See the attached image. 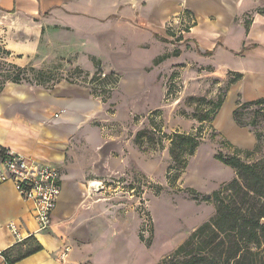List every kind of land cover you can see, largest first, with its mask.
Here are the masks:
<instances>
[{"label":"crops","instance_id":"crops-1","mask_svg":"<svg viewBox=\"0 0 264 264\" xmlns=\"http://www.w3.org/2000/svg\"><path fill=\"white\" fill-rule=\"evenodd\" d=\"M1 7L38 26L33 32L13 31L11 38L0 30L11 54L8 61L17 67H48L52 59L43 63L39 58L51 49L89 77L99 65L118 78L123 97L164 93L159 78L184 63L196 73L224 71L221 81L241 75L238 93L244 103L264 98V11L259 12V0H0ZM174 21L188 27L177 53L169 33ZM5 86L0 147L58 167L62 193L50 228L38 232L33 204L20 197L11 180L0 182V252L11 264H132L143 250L140 219L119 212L124 204L111 211L113 204L103 195L105 182L135 171L147 178L167 173L155 155L141 152L135 142L137 125L132 136L118 131L121 122L133 123L135 110L125 117L120 109L111 113L104 96L66 81L49 89ZM158 98L161 103L162 96ZM157 106L149 104L147 111ZM94 182L99 191L91 187ZM10 223L17 225L22 241L9 230ZM36 244L43 246L41 252L20 259Z\"/></svg>","mask_w":264,"mask_h":264},{"label":"rangeland","instance_id":"rangeland-1","mask_svg":"<svg viewBox=\"0 0 264 264\" xmlns=\"http://www.w3.org/2000/svg\"><path fill=\"white\" fill-rule=\"evenodd\" d=\"M259 1L263 5L259 12L263 13L264 0ZM47 15L48 13L45 14ZM186 27L184 24H179L169 28V33L176 44L173 47L174 53H177L180 50L178 48L185 43L184 34L181 31L186 33ZM2 29L7 31L6 35L11 38L13 31L21 29L23 32H33L34 29L38 30V26L30 24L26 19L17 18L15 11L6 12L1 7L0 30ZM1 34L4 35L5 32ZM179 37H182V40H179L181 39ZM44 45L45 43L42 49ZM6 46L5 38L0 36V76L8 71V67H4L3 62L10 63L3 53ZM50 50L44 49L39 58L43 63H46L47 59H52L51 64L46 65L48 67L41 69L48 72L51 78L49 82L42 83V87L49 89L53 85L66 81L93 89L92 77L87 76L85 72L80 77L72 75L75 68L69 66L70 59L64 57L63 53ZM96 68L98 71L102 70L101 67ZM30 69L32 68H27V77L34 83L37 79L36 72L40 70L36 69L33 73ZM193 69L182 63L170 75L159 78V82L165 88L163 95L156 91L149 96L133 94L122 97L118 95L119 81L111 91L103 95L107 101L105 107L111 113L120 109L125 117L128 114L127 111L135 110L131 114L133 123L130 120L121 122V128L118 131L123 136H132L135 132L134 125H137L136 144L147 156L155 155V160H159L167 167L166 172L170 166L175 165L170 154L172 146L169 135L174 134L172 128L178 133L196 134L202 140L195 154L187 157V167L183 170L175 188L169 185L167 173L165 176L160 171L151 178L135 171L129 177L120 178L119 181L111 178L105 182L106 192L103 195L110 198V203L114 206L111 207V211L116 209L115 206L124 204L117 209L119 212L129 218L135 215L140 219L139 239L143 250L140 249L134 256L132 264L162 262L170 257L202 223L216 215L213 203L203 200L198 202L184 190L193 189L201 193L203 197L212 196L216 190L231 183L237 177L236 170L218 160V155L227 159L235 155L236 151H241L239 156L245 163L264 160V142H262L261 150L256 154L246 157L243 153L254 150L258 144L256 135L259 132L264 134V118L260 119L257 128L252 127L250 122L254 118L255 111L254 107H250L246 109L242 125L239 126L235 122L233 111L239 104L244 103L238 93V82L234 83L233 78L221 81L220 79L225 77L224 71L210 75L203 72L196 73ZM1 81L0 78V83ZM112 93L114 95H111ZM159 96L163 98L161 103H159ZM149 104L158 106L148 112ZM150 119L154 121L153 124ZM155 123L156 126H152ZM138 134L140 139H137ZM151 159L149 157L148 161ZM179 169L180 167H176L173 174ZM129 224L125 226L127 233H130ZM127 245L129 246L128 243ZM126 254H130L129 250Z\"/></svg>","mask_w":264,"mask_h":264},{"label":"trees","instance_id":"trees-1","mask_svg":"<svg viewBox=\"0 0 264 264\" xmlns=\"http://www.w3.org/2000/svg\"><path fill=\"white\" fill-rule=\"evenodd\" d=\"M250 21L246 22V30L249 29ZM186 32L188 27H186ZM182 40V37H179ZM6 57L11 54L3 50ZM177 55V54H176ZM167 56L160 58L156 64L163 62ZM8 71L0 76V95L7 83L20 85L27 83L41 86L42 83L51 80L50 74L45 71L36 72V82H32L28 76L27 68L17 67L8 62H3ZM99 67V65H98ZM104 73L98 71L92 76V93L96 96L106 95L109 84H116L118 79L112 74L101 77ZM72 75L82 76L84 72L78 68ZM87 75V74H86ZM89 76V75H87ZM233 82L241 80V75H234ZM100 88H99V87ZM104 101H106L104 96ZM254 107L255 115L250 125L257 128L260 119L264 118V98L262 100L239 104L233 111L235 122L241 126L242 118L246 109ZM156 112V111H155ZM157 114V113H155ZM151 124L154 123L150 119ZM152 126H156L152 125ZM156 129V127H154ZM157 130V129H156ZM138 134L137 139H140ZM257 145L254 150L243 152L246 157L256 154L262 148L264 134L257 133ZM171 141L170 154L175 165L170 166L167 171L168 183L172 188L176 187L177 181L187 167V157L195 154L201 144L200 136L188 133H174L169 135ZM4 149L2 148V151ZM236 151L235 155L225 159L221 155L217 159L236 170V178L231 183L216 190L212 196L203 197L193 189H185L196 201L213 203L216 215L201 224L168 258L158 264H264V160L256 163H245ZM176 167H180L174 174ZM178 191H183L178 189ZM24 257L41 252L43 246L35 245Z\"/></svg>","mask_w":264,"mask_h":264},{"label":"built area","instance_id":"built-area-1","mask_svg":"<svg viewBox=\"0 0 264 264\" xmlns=\"http://www.w3.org/2000/svg\"><path fill=\"white\" fill-rule=\"evenodd\" d=\"M179 24H181L180 21L171 22L169 28ZM181 33L184 34L183 31ZM101 77L105 78L106 74L102 73ZM93 86L97 87V85ZM113 87H115L114 84H109L106 89L111 91ZM6 180L15 183L20 197L33 204L38 232L48 230L52 223V213L62 193L59 168L49 163L37 162L10 149L2 151L0 147V182ZM91 187L94 191H99L100 184L94 182ZM101 187L103 190L104 186L101 185ZM8 227L18 237V241H22L17 225L10 223ZM143 233L146 234L144 231ZM0 264H11L4 252H0Z\"/></svg>","mask_w":264,"mask_h":264}]
</instances>
